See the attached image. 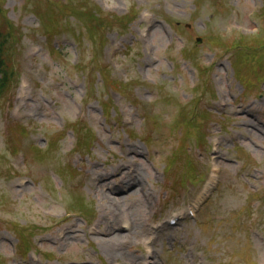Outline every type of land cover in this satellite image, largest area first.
<instances>
[{
    "label": "rangeland",
    "instance_id": "rangeland-1",
    "mask_svg": "<svg viewBox=\"0 0 264 264\" xmlns=\"http://www.w3.org/2000/svg\"><path fill=\"white\" fill-rule=\"evenodd\" d=\"M43 1L45 3L39 8L42 9L40 18L47 20L42 21L45 28L40 27L37 17L33 14L32 0H0V18L7 20L3 23L0 21V40L7 31V24L10 23L12 27L9 32L10 45H4L0 59L4 62V69L8 68L5 60L11 59L8 65L15 69L12 78H17L13 98L7 101V97H3L0 101V257L3 254L10 255L16 242L15 237H20L19 231H15L14 237L5 230L7 221L39 227L48 222L51 228L42 239H47L49 244L41 248L54 250L49 237L58 234L59 229L53 226L57 219L64 215V210L56 198L53 200L49 196H55V192L61 189L65 194L57 193L56 196L62 202L63 196L69 193L65 179L67 171L60 172L62 175L55 172L60 163L77 166L75 177H85L91 164L100 166L105 157L110 159L109 155H113L114 162L104 167L107 172H111L125 163L126 159L121 157H125L127 150L136 148V151H133L140 155V162L132 155L127 158L129 163L133 162L135 171L139 174L137 189L123 192L121 197L114 198L102 190L101 195L106 197L100 200V194L93 195L89 192L86 180L81 183L84 187L80 188L88 194L83 196L89 199L96 217L101 213V205L106 202L109 211L115 214L117 223L124 217V213H128L132 222L130 235L133 236L144 227L146 229L148 223L149 228L153 223L159 226L177 207L178 198L169 191L163 177L160 186L152 187L155 176L147 161L149 153L150 158L157 159L159 168L164 162L167 152L160 147L158 141L163 133L167 131L171 137L178 133L185 135L183 154L187 163L183 157L176 159L174 170L180 173L191 169V179L199 176V168L203 172L208 171L207 166L199 161L198 155L209 154L210 131L214 129L215 138L221 139L231 135L237 130L235 125L241 123L237 117H230L229 112L236 116L241 111L238 107L246 104L250 106V114L255 111L256 102L261 103V107L256 106L259 110L264 107V49L235 45L228 50L214 51L217 49L215 46H221L218 38L212 36L207 39L206 36L207 32L218 33L224 30L251 33L258 23V18L252 15L251 7L259 5V0H214L217 4H213L212 0H146L150 4L143 0ZM152 6H156L161 13L164 12L162 19L171 23L178 21L179 26L172 31L164 22L156 20L149 12ZM96 7L106 13L101 14ZM84 8L97 10L99 15L101 14L99 21L92 18L75 20L69 13L70 10L76 12ZM126 14L132 21L128 31L121 34L118 30L121 25L127 23ZM60 29L66 33L59 34ZM79 30L85 37L92 39L95 45L90 44L87 49L75 50L73 40ZM226 32L223 37H228ZM47 35L48 41L51 36L56 35L50 44L44 42ZM199 37L201 41L197 43ZM232 41L234 40H220L223 43ZM45 44L46 48H42ZM57 44L66 46L63 55L51 53V47H57ZM93 52H96L95 61L92 60V65H86ZM79 55L83 66H74ZM188 59H191L193 65L199 62V67L186 66L187 62L184 61ZM222 60L226 62H221ZM218 62L222 63L221 66L216 65ZM181 63L182 66L177 70ZM226 67L231 78L228 82L225 79V71L222 70ZM191 73L197 81L190 84ZM216 80L223 81L227 94L230 95L229 100L222 99L224 89ZM87 81H90L91 87H87ZM97 90L101 92L103 100L110 101L108 106L113 107L109 111L107 121L111 123L114 119H120L125 126L127 122L133 121L128 129L135 133V137L139 136L138 132L143 137L147 135L146 129L150 124L148 119L142 120V115L150 114L153 108L151 114L159 117L156 119L159 129L152 133L155 140H151L145 147L138 140H128L119 125L109 131L104 124L105 117L101 113L100 105L96 102L99 101ZM232 97L239 99L237 106L231 103ZM138 100L142 102L140 107H137ZM257 116H262L260 111L255 112L254 118ZM248 118V123H251L253 128L247 131L248 133L243 132L256 143L244 141L243 144L247 154L251 156L250 167L255 170L258 168L257 159H262L264 163V127L257 126L255 121L250 119V115ZM81 125L86 126L88 130L92 129L93 134L96 132L98 140L94 143V160L93 154H85L81 157L83 161L79 162L77 152L72 150L74 136H86L87 130L81 128ZM57 136H60L61 140L47 158L43 155L36 156L29 147V144L33 143L42 148L46 141ZM227 146L231 147L227 143L226 150L219 151L218 154L225 159H232L233 156L226 154ZM158 148L159 158L157 152L154 155V150ZM23 159H26L27 164L23 165ZM193 161L198 163L199 168L190 164ZM244 163L246 164V160ZM245 164L239 162L229 165L221 191L200 218L201 221L208 220V223L197 226L192 223L183 224L174 233L180 238L181 250L178 246L175 248V252L179 254L174 256L167 254V251L162 262L168 260L169 264H236L235 255L242 258L251 255L250 246H246L232 249L233 255L230 257V252L226 254V241L223 240H219L213 250L209 236L213 231H216L219 237L233 235L230 215L238 209V205H245L250 190L255 187L264 190V167L260 172H250L245 170ZM44 167L50 169L47 175L53 189L51 194ZM15 170L17 174L12 175ZM239 172H248V180L239 178ZM39 174L42 180L38 181ZM28 177L31 182H24V187L19 186V182L22 179L28 180ZM171 177H174L172 173ZM44 182H47L46 188ZM135 191L136 193L130 196ZM143 193L145 197L142 196ZM191 193H195V190ZM68 195V204L78 206L68 210L87 217L90 213L89 206L74 195ZM158 196L160 202L157 204ZM257 196L262 197V193L259 191L251 195L255 209L252 220L257 221L251 229L258 234L253 235L254 239L258 240L264 239V203L256 202ZM161 199L165 200L162 202ZM186 201L190 204L192 198H186ZM181 206L180 204L179 208ZM247 210L249 207L245 211L235 212V224ZM158 213L159 218L155 219L153 216ZM73 219L74 230L81 232L78 233L76 241L69 238L70 240L59 241L61 243L56 245V252H64L60 261L62 264H111L114 260L128 264L137 258L128 244L122 245V240L112 235V229H118L119 225L108 227L102 223L100 236L96 237L105 242L99 244L96 239L87 235L88 229L93 227L94 223L76 218L71 220ZM108 219L112 221L111 217L106 216L105 223H108ZM2 221L4 223H1ZM177 226L171 228L166 225L158 227L157 230L152 229L156 231L152 233L156 234L158 240L151 247L155 252L152 256L156 257L154 260L158 264H162L159 260L162 248L161 233L169 231L166 238L170 244L172 241L169 236ZM29 232L34 231L30 229ZM115 233L122 234L120 231ZM8 235L12 238L10 242ZM33 238L32 234L25 237L24 243L19 245V252H28L29 247L25 244ZM233 238L228 240L232 241ZM242 238L245 243L254 244L251 234H244ZM131 242L134 243V240ZM219 252L224 255L221 263L216 259ZM23 262L58 264L48 262L44 258L37 262L29 259ZM1 264L6 263L2 261Z\"/></svg>",
    "mask_w": 264,
    "mask_h": 264
},
{
    "label": "bare ground",
    "instance_id": "bare-ground-1",
    "mask_svg": "<svg viewBox=\"0 0 264 264\" xmlns=\"http://www.w3.org/2000/svg\"><path fill=\"white\" fill-rule=\"evenodd\" d=\"M218 147L215 148L217 150ZM134 151H136V148H133ZM133 150H129L128 153L133 155L134 157H138L139 155L136 154ZM110 177L115 178L114 183L117 184L118 187H115L113 189L114 192H111L112 194L116 196H120L121 193L127 192L130 190V192L134 189H137L138 186V178L139 174L136 173L134 168H131V165H121L117 169L106 172L104 169L93 167V175L88 176V184L91 187L93 191H99L102 186L109 185L113 183L109 180ZM129 192V193H130ZM136 193L133 192L130 196H133ZM106 205V203H105ZM105 205H101L102 211H104ZM115 225H119V227L128 226L129 221L127 218L121 219L118 223L116 222ZM109 226V225H108ZM111 226V225H110ZM145 230L143 229L140 233V235L144 234ZM114 237L122 240V244L125 243L126 236H122L120 234L114 233L112 234ZM101 243L105 242V240H100ZM260 246L264 248V244L260 243Z\"/></svg>",
    "mask_w": 264,
    "mask_h": 264
},
{
    "label": "trees",
    "instance_id": "trees-1",
    "mask_svg": "<svg viewBox=\"0 0 264 264\" xmlns=\"http://www.w3.org/2000/svg\"><path fill=\"white\" fill-rule=\"evenodd\" d=\"M7 66H8V69H4L3 65H4V62L3 60L0 61V87H3V81H6L7 78L9 77L10 73H9V67L10 65L9 62H10V59H6L5 60ZM3 76H4V80H3ZM3 80V81H2Z\"/></svg>",
    "mask_w": 264,
    "mask_h": 264
}]
</instances>
